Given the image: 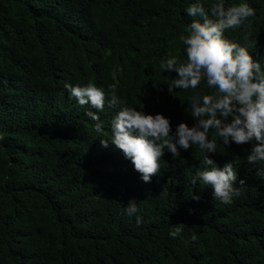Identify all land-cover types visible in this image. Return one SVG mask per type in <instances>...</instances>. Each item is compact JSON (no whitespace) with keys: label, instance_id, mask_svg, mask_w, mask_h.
Returning <instances> with one entry per match:
<instances>
[{"label":"trees","instance_id":"trees-1","mask_svg":"<svg viewBox=\"0 0 264 264\" xmlns=\"http://www.w3.org/2000/svg\"><path fill=\"white\" fill-rule=\"evenodd\" d=\"M195 2L0 0V264H264V181L245 159L255 141L224 147L208 133L217 141L210 158L221 168L232 161L236 186L246 184L231 204L191 183L203 156L196 145L180 158L165 152L145 183L120 150L100 144L116 109L106 102L96 133L86 115L96 110L64 88L91 82L110 96L114 87L123 104L168 118L173 132L193 126L191 91L170 94L176 73L159 65L185 58L179 36L200 19L186 13ZM240 3L255 15L225 38L264 67V0L225 7ZM132 200L138 211L129 216Z\"/></svg>","mask_w":264,"mask_h":264},{"label":"clouds","instance_id":"clouds-1","mask_svg":"<svg viewBox=\"0 0 264 264\" xmlns=\"http://www.w3.org/2000/svg\"><path fill=\"white\" fill-rule=\"evenodd\" d=\"M186 13L200 19L188 23L179 36L185 58L181 60L170 54L159 67L165 73H176V78L167 84L170 94L176 90L191 91L186 112L195 121L193 126L181 122L173 132L168 118L159 113L146 114L123 104L114 87L110 96L91 82L85 86L65 83L64 88L80 106L96 110L86 112L96 122V133L104 131L98 112L104 111L106 102L108 107L116 109L110 124L111 138H99L100 144L107 148L111 143L120 150L143 182L150 183L152 177L161 172L160 161L165 152L180 158L182 150L188 151L196 145L203 156L200 170L191 183L199 181L210 187L212 198L228 205L241 194L246 184L240 179L236 186L238 176L232 161L221 168L210 158V153L217 152V141L209 139L210 131L224 147L255 141L245 159L257 169L256 177L264 181V67L261 61L253 58L248 47L224 35L228 30L244 27L245 21L255 15V9L247 3L225 7V0H213L206 8L197 0ZM202 83L211 91H201ZM193 199L199 197L193 196ZM137 211L134 200L125 207L129 216ZM137 223H140L139 218ZM182 225L173 226L170 237H179ZM191 239L195 241L197 237L193 235Z\"/></svg>","mask_w":264,"mask_h":264}]
</instances>
